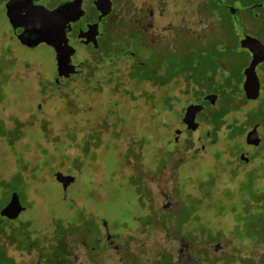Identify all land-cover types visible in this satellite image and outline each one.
Listing matches in <instances>:
<instances>
[{
  "label": "rangeland",
  "instance_id": "obj_1",
  "mask_svg": "<svg viewBox=\"0 0 264 264\" xmlns=\"http://www.w3.org/2000/svg\"><path fill=\"white\" fill-rule=\"evenodd\" d=\"M3 1L0 191H16L25 209L0 233V264H40L35 257L41 239L50 234L65 235L70 242V264H167L173 256L180 264H264V134L261 149L253 150V158L250 153L252 160L233 165L235 152L249 146L246 131L264 124V61L256 68L261 93L247 100L242 71L248 55L239 49V37L228 35L225 42L215 35L200 42L182 24L191 15L188 0H157L151 8H164L168 21L162 36L175 39L176 49L168 50L166 60L182 59L184 51L178 48L186 51L189 46L198 71L193 76L185 69L178 73L188 80L190 92L201 88V94L217 95L213 105L197 114L198 130L184 132L175 146L169 141L176 127H183L180 118L189 103L183 102L185 84L172 79L161 89L128 81L118 90L107 83L106 65L92 62L70 81L76 98L69 103L65 97L73 94L65 85L54 92L52 51L44 44L27 48L13 40ZM249 1L243 0V5ZM132 27L126 26L102 54L103 60L112 61L113 71L123 69L125 48L139 60L158 59L155 48L133 36ZM240 27L264 45V20H246ZM91 71L106 82L96 93L90 89ZM122 78L117 73L113 79L118 84ZM148 90L157 98L147 99ZM167 94V101L174 96L171 108L160 98ZM164 106L161 117L154 114ZM213 109L225 113L219 138L208 136L217 143L207 144L205 153L192 154L184 142L209 133L211 126L205 121ZM229 133L239 135L236 139ZM55 171L75 177L66 191L55 181ZM9 194L0 198V205ZM101 221L114 236L115 254L105 241L97 240Z\"/></svg>",
  "mask_w": 264,
  "mask_h": 264
},
{
  "label": "flooded vegetation",
  "instance_id": "obj_2",
  "mask_svg": "<svg viewBox=\"0 0 264 264\" xmlns=\"http://www.w3.org/2000/svg\"><path fill=\"white\" fill-rule=\"evenodd\" d=\"M8 0L3 1V10L5 13V3ZM64 1H70L74 4V6L77 8L78 11H82L79 18L74 21L70 22L66 25L64 31H65V38L67 44L73 49V53L70 57V63L75 66L76 72L72 75H70L69 78H59L55 75V91L60 89L61 86H64L66 83H70L75 77L81 76L82 71L84 69L85 72L88 70L89 67H92V62H95L97 66L105 64L107 67V70L109 74L106 77L107 82H110V79L115 76V74L119 73L122 74V76L127 77L128 73L132 70V67L135 65H142L145 61L139 60L136 53L132 52L131 49L125 48L122 52L126 54L127 59H123V69L115 68V71H113L112 67V61L105 59H102V54L106 52V50H109V47L111 48L110 44L112 39L115 36L119 37L122 33L125 32L126 26L133 25L134 34L133 36L140 39L146 47L152 46L156 49V54L160 62L165 61L164 65L158 67L154 66L151 63L148 65L147 69V75L146 78L138 83H149L154 86L158 87H165V86H159L154 83H158L162 81V79H166L168 76V65L166 60V54L168 50L170 49H176L175 48V39H166L163 38L162 33L164 31L165 26L168 25V21L166 19V12L165 9L162 7H156L154 10L151 8L154 4L156 5L157 0H102V9L105 11L108 6H110L109 12L102 16L99 19L100 11L96 8V5L94 4V0H32L33 5H43L45 8L49 10H53L57 8V6ZM161 1V0H159ZM188 2L191 3L190 5V14L186 15L182 19V24H184L185 32L188 35H196L199 38L200 42H207L208 37H212L215 35H219L218 37H221L222 40L225 38V42L229 41L227 37L228 35H236L239 37L236 39V42H238L240 39L247 35L244 30L240 27V25L245 22L246 20L250 21H261L264 20V0H250L249 4L243 5V0H188ZM129 6V8H128ZM203 6V7H202ZM21 15V14H20ZM24 24L28 27V32L31 31V29L34 26L33 20H30L28 16H25L23 19ZM96 24V27H92V33H94L93 36L85 37L83 36V33L87 30L88 26ZM11 26V36L13 40L23 47L30 48L24 44H22L17 37V35L14 33L13 26ZM159 30H161V34L157 33ZM34 37V36H32ZM88 40V42H86ZM227 40V41H226ZM109 42V46L107 44ZM46 45L45 43H41ZM40 45V44H39ZM195 46L198 45V43L195 42ZM38 46V45H37ZM37 46H34L32 48H35ZM48 46V45H47ZM49 49L52 51L53 55V61L55 63V52L51 46H48ZM184 48V47H183ZM178 48V52L182 53V59H178L179 64L177 65V71L174 75H171V80L175 79V84H186L188 80L185 78L184 75L179 74L178 72H181L182 69H185L188 75H192L197 71L199 68V63L195 62V58L193 56L192 51L190 50V47L187 46L186 51ZM247 52L248 60L246 61L244 68L248 65L251 53L247 49H243ZM86 53L85 56H80L81 54L79 52ZM91 55L95 57H98L96 61L91 60ZM91 57V58H90ZM184 64V67L181 64ZM263 63V61L261 62ZM259 63L255 67V72L258 77L259 83V72L256 71V68L261 65ZM86 67V68H85ZM56 68V66H55ZM105 69V67H103ZM243 68V69H244ZM193 70V72H191ZM92 72V71H91ZM263 73V72H261ZM91 78L96 79L95 72H92ZM85 78V77H84ZM242 78L244 80V74L242 71ZM98 80V79H96ZM153 83V84H152ZM180 91V90H179ZM185 100H188V104L190 103H200L203 106V109L200 111L202 112L206 105H212L209 103L208 100H204L203 97L206 94H201V92H194L191 95L186 94L187 92L185 89L183 90ZM181 93V92H180ZM261 93V83H260V91L259 95ZM148 95L147 98L154 99L157 98L156 95L152 91L146 92ZM196 94V98L192 99V97ZM215 94V93H214ZM161 97V96H160ZM179 97V96H178ZM259 97V96H258ZM163 98V96L161 97ZM258 99V98H257ZM253 101V100H252ZM184 102V99H183ZM187 104V105H188ZM186 105V106H187ZM185 106V107H186ZM184 107V109H185ZM152 111V109L150 108ZM184 113V110H183ZM182 113V116H183ZM198 114V113H197ZM196 114V117H197ZM182 116L180 118L181 125L183 127H176V129H180V134H174V137L172 141H169L172 144H177L179 141V137L182 134H185L187 132L194 133L196 130H188L186 129V125L182 122ZM195 117V120H196ZM249 130V129H248ZM185 132V133H184ZM264 134V133H263ZM209 133L205 132L203 135H197V137L194 140H187L184 142L186 148H189V152L194 153H205V150L207 149L208 145H215L217 143L216 140L208 139ZM263 136V135H262ZM177 138V140H175ZM168 142V141H167ZM226 143H229V141H225ZM262 142V139L261 141ZM260 142L258 145H251L248 144V148L245 149H239L237 152H235V159L233 165L236 167H240L242 165H247L250 160V153L252 154L253 158V150L254 149H261ZM177 146V145H175ZM243 151V152H241ZM242 153H247V160H244L242 158ZM100 236L97 238L98 241H105L108 251L112 253H117V247L115 246L114 236L110 233L109 228L103 224V221H101L100 225ZM64 232V231H63ZM73 240L74 237L72 236ZM62 242L60 243H51L49 245L47 244H41V247L39 248V254H37V257L35 259L40 264H70L71 256L72 254L69 252L68 246L70 247V242L67 241L65 238V235H63ZM77 253H81V249L79 248V244H77L76 247H74ZM53 252L54 257L47 258L46 252ZM173 258L167 263V264H180L179 259L177 256Z\"/></svg>",
  "mask_w": 264,
  "mask_h": 264
},
{
  "label": "water",
  "instance_id": "obj_3",
  "mask_svg": "<svg viewBox=\"0 0 264 264\" xmlns=\"http://www.w3.org/2000/svg\"><path fill=\"white\" fill-rule=\"evenodd\" d=\"M96 8L100 11L99 19L106 15L110 6L104 11L102 9V0H94ZM82 11H78L70 1L61 2L57 8L49 10L43 5H33L32 0H8L5 3V15L13 26L14 33L20 42L30 48L45 43L51 46L55 52L56 76L59 78H69L76 72L75 66L70 63V57L73 49L67 44L65 38V27L70 22L76 21ZM21 14V15H20ZM28 16L33 20L34 26L30 32L24 24L23 19ZM92 27L88 26L83 36H93ZM34 36V37H32ZM87 39L86 42H88ZM239 49H247L251 53L248 65L243 69L244 80L242 82V91L245 99L256 100L259 96L260 83L255 72V67L264 61V45L254 37L249 35L243 36L239 41ZM217 95L214 93L206 94L203 99L214 104ZM203 109L200 103L188 104L182 116V122L188 130H196L198 122L195 120L196 114ZM180 129H175V134H180ZM264 133V124L256 123L245 133V142L248 144L258 145ZM177 140V138H175ZM242 158L247 160V153H242ZM54 179L61 185L63 191H66L75 181V177L70 174H64L61 171L54 172ZM25 207L19 199L16 191L9 194L8 201L0 207V217L7 220H15L24 211ZM105 225V221H103Z\"/></svg>",
  "mask_w": 264,
  "mask_h": 264
},
{
  "label": "trees",
  "instance_id": "obj_4",
  "mask_svg": "<svg viewBox=\"0 0 264 264\" xmlns=\"http://www.w3.org/2000/svg\"><path fill=\"white\" fill-rule=\"evenodd\" d=\"M164 63H165V61L163 60V62H160L159 60H156L155 62H152L151 64L152 65H154V66H158V67H160V66H162V65H164ZM179 64V62H178V60H174L173 62H168L167 61V65H168V69H169V75L167 76V78L166 79H162V81H160V82H158V83H154V84H156V85H159V86H168V81L169 80H171V75H174L175 73H176V71H177V65ZM148 65H149V63L148 62H144L142 65H135V66H133L132 67V70L130 71V73H128V76L127 77H125V76H122L123 78H122V80H120V82L118 83V84H116L115 83V79H113L114 77H112L111 79H110V82H107L108 84L109 83H111V84H113V85H115V87H116V89H120V87L123 85V83H127L128 81H130V82H134V83H138V82H141V81H143L145 78H146V75H147V67H148ZM87 80L85 79V80H83V78H81V82H83V83H85ZM91 82H92V87H90V89L92 90V91H94L95 93L96 92H98L99 90H100V88L101 87H103L104 88V86L106 85V82L105 81H103V82H100V80H96V79H94V78H91ZM102 83V84H101ZM105 83V84H104ZM216 84H217V86H221L220 84H218L217 82H216ZM186 85V89H185V91L187 92L186 94H189V95H191L192 94V92H190L189 90H188V84L186 83L185 84ZM70 86V83H66L65 84V88L66 89H68L69 91H71V94H73V96L71 95V96H69V97H65L66 99H67V101L69 102V103H71L72 102V100H71V97H75L76 98V93H74L75 91H73V90H70L71 89V87H69ZM201 91H203V89H201V88H197V89H195V91L194 92H201ZM234 90H232V92H233ZM127 95L128 96H130L131 95V93H127ZM169 94H167L166 96H164L163 98H161L162 100L165 98V99H168L169 98V96H168ZM63 96V95H62ZM62 96H60V102L62 101ZM127 96V97H128ZM130 98V97H129ZM172 98H174V96L172 95ZM171 98V99H172ZM132 99V98H131ZM147 99H150V98H147ZM164 99V101L168 104V107L169 108H171V102H170V100H165ZM188 101V100H187ZM184 102H185V99H184ZM167 107V108H168ZM166 107L164 106V107H162L161 109H159V108H156V110H155V112H154V114H156L157 116H162V111H164V109H165ZM168 108V109H169ZM213 111L214 112H212L211 114H210V118H208L205 122L208 124V125H210L211 126V129H210V131H209V136L210 137H212L213 139H215V138H219V133H220V128L223 126V124L225 123V113L223 112V111H216V110H214L213 109ZM152 117V116H151ZM226 126V131L225 132H229V125H225ZM224 132V133H225ZM230 134V133H229ZM231 135V134H230ZM239 134H235V135H231L232 137L234 136L236 139H237V136H238ZM226 136H228V135H226ZM229 137V136H228ZM220 138H222V137H220ZM64 165V164H63ZM24 182V181H23ZM23 182H21L22 184H23ZM24 185V184H23ZM10 191H13V189L12 190H9V191H0V198L2 199V198H4V195L6 196V193H7V195L9 194V193H11ZM0 199V200H1ZM4 204V203H3ZM3 204H1L0 205V207H2L3 206ZM15 220H17V219H15ZM15 220H7V219H5V218H3V217H0V233H2V234H4V227H5V225H7V224H9V223H12V221H15ZM62 238H63V235L61 234V235H57V234H55V235H53V234H50L49 236H47L46 238H45V240L43 241V239H41V244L43 245V244H47V245H49V244H51V243H54V244H56V243H60V242H62L63 240H62ZM1 241V240H0ZM46 257L47 258H52V257H54V254H53V252H46ZM8 258V257H7ZM10 259V258H9Z\"/></svg>",
  "mask_w": 264,
  "mask_h": 264
}]
</instances>
